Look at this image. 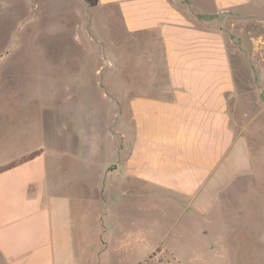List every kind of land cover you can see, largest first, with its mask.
<instances>
[{
  "label": "rangeland",
  "instance_id": "1",
  "mask_svg": "<svg viewBox=\"0 0 264 264\" xmlns=\"http://www.w3.org/2000/svg\"><path fill=\"white\" fill-rule=\"evenodd\" d=\"M235 38L231 115L255 170L204 217L171 193L125 191L122 176L109 187L121 157L109 153L132 132L129 99L150 89L146 49L117 6L0 0V163L45 154L48 178L84 204L74 227L83 264H264V12L238 24Z\"/></svg>",
  "mask_w": 264,
  "mask_h": 264
},
{
  "label": "crops",
  "instance_id": "2",
  "mask_svg": "<svg viewBox=\"0 0 264 264\" xmlns=\"http://www.w3.org/2000/svg\"><path fill=\"white\" fill-rule=\"evenodd\" d=\"M99 1L115 4L126 31L139 34L152 87L129 99L132 132L109 153L121 155L109 187L122 176L125 191L171 193L172 204L207 217L233 180L255 170L231 115L238 90L229 41L264 12V0ZM9 164L0 170V264H83L74 243L83 202L48 178L45 154L0 167Z\"/></svg>",
  "mask_w": 264,
  "mask_h": 264
},
{
  "label": "trees",
  "instance_id": "3",
  "mask_svg": "<svg viewBox=\"0 0 264 264\" xmlns=\"http://www.w3.org/2000/svg\"><path fill=\"white\" fill-rule=\"evenodd\" d=\"M11 165H12V164H11ZM11 165L9 164V166L6 165V166H3V167H0V170L5 169V168H7V167H10Z\"/></svg>",
  "mask_w": 264,
  "mask_h": 264
}]
</instances>
